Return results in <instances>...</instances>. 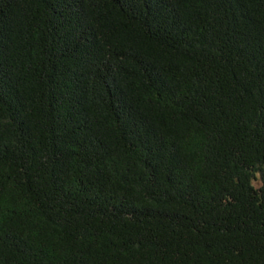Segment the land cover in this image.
I'll list each match as a JSON object with an SVG mask.
<instances>
[{"label":"trees","instance_id":"1","mask_svg":"<svg viewBox=\"0 0 264 264\" xmlns=\"http://www.w3.org/2000/svg\"><path fill=\"white\" fill-rule=\"evenodd\" d=\"M0 264H264V0H0Z\"/></svg>","mask_w":264,"mask_h":264}]
</instances>
